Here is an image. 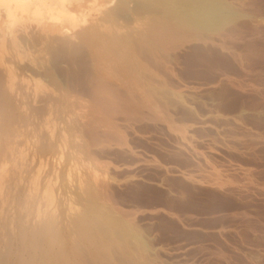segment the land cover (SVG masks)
<instances>
[{
    "label": "bare ground",
    "instance_id": "1",
    "mask_svg": "<svg viewBox=\"0 0 264 264\" xmlns=\"http://www.w3.org/2000/svg\"><path fill=\"white\" fill-rule=\"evenodd\" d=\"M103 6L78 30L18 29L33 77L0 58V264H166L138 211L117 203L124 182L102 156L135 153L128 131L146 118L174 127L164 97L179 52L222 37L234 53L224 31L246 14L231 0H4L0 13L75 8L87 20Z\"/></svg>",
    "mask_w": 264,
    "mask_h": 264
},
{
    "label": "rangeland",
    "instance_id": "2",
    "mask_svg": "<svg viewBox=\"0 0 264 264\" xmlns=\"http://www.w3.org/2000/svg\"><path fill=\"white\" fill-rule=\"evenodd\" d=\"M231 2L246 14L224 31L239 58L223 48L222 37L179 52L164 97L176 126L146 118L128 131L135 153L102 156L112 178L124 182L117 203L138 211L151 254L166 264H264V0ZM105 7L87 10V20L75 8L0 13L2 62L33 77L24 69L34 60L18 40L21 26L74 31L98 21Z\"/></svg>",
    "mask_w": 264,
    "mask_h": 264
},
{
    "label": "clouds",
    "instance_id": "3",
    "mask_svg": "<svg viewBox=\"0 0 264 264\" xmlns=\"http://www.w3.org/2000/svg\"><path fill=\"white\" fill-rule=\"evenodd\" d=\"M4 3V0H0V4Z\"/></svg>",
    "mask_w": 264,
    "mask_h": 264
}]
</instances>
